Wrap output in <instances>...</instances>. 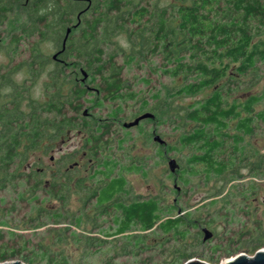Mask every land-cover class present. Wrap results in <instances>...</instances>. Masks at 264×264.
I'll return each instance as SVG.
<instances>
[{"label":"trees","instance_id":"16d2710c","mask_svg":"<svg viewBox=\"0 0 264 264\" xmlns=\"http://www.w3.org/2000/svg\"><path fill=\"white\" fill-rule=\"evenodd\" d=\"M14 12L18 15L10 26L15 31H8L6 53L26 41L29 58L17 67H23L30 84L13 79V69L0 72V192L8 194V198L0 195V263L18 256V249L8 246V241L19 238L23 250L29 242L16 230L5 233L1 229L9 226L5 217L19 203L29 207L26 219L20 220L28 229L70 220L76 229L90 223L91 229L103 232L102 224H107L114 228L113 235L122 236L121 247L113 253L116 257L136 258L158 249L161 254L165 250L166 256L154 261L148 255L137 264H183L192 259L186 252L188 237L202 235L205 240V230L212 233L203 227L192 234L190 228L198 227L200 220L190 212L177 216L178 201L163 205L162 198H133L126 174L137 172L144 177L140 161L123 164L107 151V137L114 134L111 127L119 121L122 105L111 109L106 118L89 114L83 107L87 101L100 106L104 101L122 103L139 96L125 87L124 64H117L118 54H123L128 65L160 54L172 67L165 69L163 63L164 69L159 71L181 82L168 91L169 100L162 89L152 93L151 107L139 97L138 113L145 112L135 117L150 113L149 120H154L156 112L168 115L180 130L173 144L163 141V149L153 140L156 134L152 131V141L159 145L158 159L188 151L178 173L184 186L191 185L190 179L199 174L197 164L203 165L207 184L227 178L244 163L251 165V172H259L264 155L252 139L264 127V84L255 90L261 78L259 64L264 63V39H259L264 35V0H170L165 5L160 0H0V26ZM67 29L70 32L62 49ZM121 34L128 52L114 43ZM48 41L61 47L56 59L41 51L42 43ZM46 66L50 68L45 72L42 96L33 97L34 81ZM200 94L201 99L180 112L169 113L175 99H194ZM125 123L121 127L129 129L123 127ZM71 133L83 136V146H88L86 152H79L85 155V162H73L67 155L53 169L50 164L45 168L43 158L50 155L51 145L64 142ZM226 146L230 153L219 158ZM82 170L85 173L79 175ZM172 191L179 196L177 190ZM73 194L82 207L70 216ZM49 234L50 242L39 240V249L28 251L31 256L19 255L23 262L67 264L63 253L51 248L54 244L61 247L65 228L49 229ZM70 237L87 252L106 243L75 231ZM173 241L180 243L174 245Z\"/></svg>","mask_w":264,"mask_h":264},{"label":"rangeland","instance_id":"374dc122","mask_svg":"<svg viewBox=\"0 0 264 264\" xmlns=\"http://www.w3.org/2000/svg\"><path fill=\"white\" fill-rule=\"evenodd\" d=\"M167 1L170 0H160V3L165 5ZM17 15V12L11 13L6 20L7 22L0 26V68L2 70L0 72L5 73L7 72L5 70L13 69L11 71L13 79L17 82L30 84L23 67H17L18 64L29 58L28 44L26 41H22L18 49L9 54L6 53L9 43L8 31H15V28L10 26V21L16 20ZM124 36V34L117 36L114 39V43L119 47L118 49L128 52L129 45ZM257 39L255 38V41ZM259 39H264V35H260ZM59 48L51 41L44 42L41 45L43 55L49 59L55 55L54 53ZM116 62L118 65L124 64L121 76L125 82V87L130 92L138 93L139 96L122 103L120 100H116L114 103L104 101L100 106H95L91 101H87L83 109L87 110L89 114H97L102 118H106V115L111 109H114L119 104L122 105L123 112L119 114L120 119L117 121L118 123L112 124L111 127L112 133L114 132V134L107 137L109 141L107 151L112 153V158L119 159L123 164H126L128 160L137 159L136 161H140L141 168L146 173L144 177L137 172L126 174L131 196L133 198H162L163 205L174 204L178 201L181 207L177 208V216H183L190 212L199 218L200 223L198 227L190 228V232L192 234L197 231L200 232L201 228L205 227L212 235L205 240L202 239V235L200 237H194V235L188 237L185 244L186 252L193 256L192 259L201 260L209 264H225L226 261L239 254L252 256L258 249H264V165L259 172H251V165L244 163L241 165L242 168H237V172L227 176V178L212 180L207 184L204 183V175L202 174L203 165L197 164L195 169L199 174L196 173L197 176L190 179L191 185L184 186L178 179V173L182 170L183 158L188 155V151L169 153L161 161L155 154L159 145L157 142L152 141L153 130L167 144H173L174 139L180 133V130H176L175 123H171L167 119L168 115H159L156 112L154 113L156 115L154 120H141L138 125L129 129H123L121 127L122 123L133 122L136 116L145 112L138 113V108L140 103H142L137 100L139 97L148 100V105L151 107L153 103L151 101L152 93L154 94L156 91L162 89L164 92L163 95L169 100L167 96L168 91L170 90L171 93V89L180 84V78H173L171 75L159 71L172 67V65L165 63L160 54L149 56L147 61L129 65L124 63L123 54H118ZM163 63L166 65L164 68L162 66ZM48 66L51 67V65ZM48 66L45 67L43 72L34 81L31 89L33 97L37 98L42 96V86L46 78L45 72L50 68ZM259 75L261 77L260 82L256 85L255 89L258 91L264 84V63L259 64ZM144 79L149 80V83L146 84L143 81ZM201 96L202 94L197 95L194 99L189 97L175 99L173 103H170L169 113L180 112L182 107L190 105L195 99H201ZM146 112H150L148 108ZM184 129H188V127L185 126ZM125 132L129 134L127 137L124 136ZM156 135H153V137ZM252 142L259 148L260 154L264 155V127L260 129V132L258 131V136L252 139ZM51 146L53 150L50 155L53 157V160L49 161L50 155L43 158L45 168H47L45 165L48 164L47 166L51 165L50 167L53 169L57 164H60L61 160H64L68 156H71L73 162L78 161L81 164L85 162V155L80 156L79 152L82 150L86 152L88 149L86 147L88 146H83V136L80 134L71 133L66 137L64 142L53 143ZM160 146L163 149L164 146L162 144ZM229 153L230 150L226 146L224 151L218 153V157L225 158ZM170 160H174L179 165L178 169L175 164L172 165L173 173L169 171V168H171L169 165ZM84 173L83 170L78 172L79 175ZM86 182L92 183V181ZM172 190H177L176 192H178L179 196ZM0 195L8 198L7 192H0ZM211 202L214 204L211 205ZM4 206L8 208V204ZM81 207L82 205L78 202V196L75 194L71 195L70 205L68 207L69 215L73 216L77 214L78 209ZM87 207L90 208L92 206L87 205ZM28 208L26 203H19L15 206L11 215L5 217V220H9V226H3L1 228L5 233L12 231V229L16 230L18 234L23 236L25 241H29L26 250H23L19 246L18 243L21 241L19 238L8 241V246L18 249L17 258L9 261L18 260L26 264L19 255L31 256V253L28 251L31 249L37 251L39 249L37 247L39 240L44 238L46 243L50 242L48 238L50 235L49 229L59 230L62 228H65L66 231L65 241L61 247L54 244L51 248L54 251L62 252L67 264H137L139 259L145 258L148 255L154 261L166 256L165 254L167 252L165 250L164 254H161L162 251L158 249H152L149 251V254H143L136 258L114 256L113 253L122 245V236L113 235L114 228H109L107 224H102L103 232L94 228L91 229L92 226L90 223H84L83 227L76 229L70 220L58 225L47 223L42 228L35 230L28 229L27 225L20 222V220L26 219L25 215ZM72 231L80 233L81 235L87 234L100 238L106 243L101 247H91L89 252H87L86 248H84L85 246L79 245L71 240L70 235ZM133 233H138V231H134ZM45 235L46 238L44 237ZM148 239L149 243H153V240H150L152 238ZM179 243L172 242L174 245H179ZM166 246L169 247L168 244ZM215 247L218 250L214 252L213 248ZM225 249H229V256L225 255ZM252 249L254 251H251ZM37 264H45V260H41Z\"/></svg>","mask_w":264,"mask_h":264},{"label":"water","instance_id":"95a60500","mask_svg":"<svg viewBox=\"0 0 264 264\" xmlns=\"http://www.w3.org/2000/svg\"><path fill=\"white\" fill-rule=\"evenodd\" d=\"M87 1H90V0H87ZM78 18H79V15H78ZM69 32H70V29H67L62 49H64V43H65V40H66ZM57 54L53 55V58H55L57 56ZM84 78H86L85 74H84ZM152 117H153L152 114L144 113V114L140 115L139 117L135 118L133 120V122L125 123L123 125V127L131 128L133 126L138 125L141 120L149 119ZM153 140L158 141L160 144L163 143V141L157 135L153 137ZM174 164H175L174 160L169 161L171 171H173L172 165H174ZM210 236H211V234L205 230V239L209 238ZM0 264H24V263H22L18 260H15V261H5V262H2ZM183 264H209V263H206L204 261L197 260V259H190ZM225 264H264V249H258L252 256H246L245 254H239V255L235 256L234 258L226 261Z\"/></svg>","mask_w":264,"mask_h":264},{"label":"flooded vegetation","instance_id":"af4514ba","mask_svg":"<svg viewBox=\"0 0 264 264\" xmlns=\"http://www.w3.org/2000/svg\"><path fill=\"white\" fill-rule=\"evenodd\" d=\"M60 49H61V47H60ZM60 49H59V50H60ZM59 50H58V51H59ZM58 51H56L54 54H57V53H58ZM52 58H53V57H52ZM53 59H56V57H55V58H53ZM224 252H225V253H228V252H229V249H225V250H224Z\"/></svg>","mask_w":264,"mask_h":264}]
</instances>
